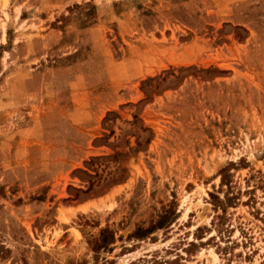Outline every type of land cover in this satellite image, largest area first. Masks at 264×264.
Returning <instances> with one entry per match:
<instances>
[{
    "label": "rangeland",
    "instance_id": "374dc122",
    "mask_svg": "<svg viewBox=\"0 0 264 264\" xmlns=\"http://www.w3.org/2000/svg\"><path fill=\"white\" fill-rule=\"evenodd\" d=\"M0 264H264V0H0Z\"/></svg>",
    "mask_w": 264,
    "mask_h": 264
},
{
    "label": "trees",
    "instance_id": "16d2710c",
    "mask_svg": "<svg viewBox=\"0 0 264 264\" xmlns=\"http://www.w3.org/2000/svg\"><path fill=\"white\" fill-rule=\"evenodd\" d=\"M97 160V159H96ZM101 160V159H98ZM93 162V161H92ZM80 172H83L80 170ZM172 218V211H167L165 214H162L156 223L152 224L149 229L144 230L142 228H139L137 232L135 233V236L139 238H144V236L149 235L153 233L154 231L161 230L166 227L168 222ZM114 236L110 233L108 230H103L101 232V236L99 239L96 240L94 245V252H98L102 249L108 250L110 245L113 244Z\"/></svg>",
    "mask_w": 264,
    "mask_h": 264
},
{
    "label": "bare ground",
    "instance_id": "6f19581e",
    "mask_svg": "<svg viewBox=\"0 0 264 264\" xmlns=\"http://www.w3.org/2000/svg\"><path fill=\"white\" fill-rule=\"evenodd\" d=\"M86 205H91V204H86ZM92 207V206H91ZM89 206H83L82 208H80L82 211H88L89 210Z\"/></svg>",
    "mask_w": 264,
    "mask_h": 264
}]
</instances>
